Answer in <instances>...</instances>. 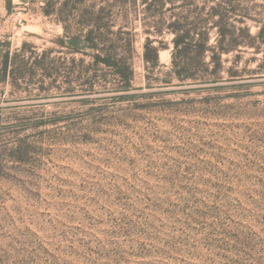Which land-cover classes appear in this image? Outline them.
Wrapping results in <instances>:
<instances>
[{"label":"rangeland","instance_id":"rangeland-1","mask_svg":"<svg viewBox=\"0 0 264 264\" xmlns=\"http://www.w3.org/2000/svg\"><path fill=\"white\" fill-rule=\"evenodd\" d=\"M242 3L264 21V0ZM43 8L0 0V41L28 62L0 65V264H264L262 53L182 84L168 48L146 69L138 17L124 91Z\"/></svg>","mask_w":264,"mask_h":264},{"label":"trees","instance_id":"trees-1","mask_svg":"<svg viewBox=\"0 0 264 264\" xmlns=\"http://www.w3.org/2000/svg\"><path fill=\"white\" fill-rule=\"evenodd\" d=\"M254 0H105L101 6L85 5V0H44L45 15L56 16L63 28L58 40L71 53L90 55L91 66H105L122 80L121 90L132 89L134 57L137 53L133 20L144 25L146 39L143 59L146 69L159 65L160 52L170 49L169 72L184 84L216 81L215 75L223 67V55L253 48L262 53L264 69V21L252 18L242 2ZM10 9V8H8ZM141 9V11H140ZM137 12L143 16H137ZM252 21L257 30L252 32ZM171 35V46L163 37ZM0 53L2 71L20 60L21 51ZM23 46H26L24 44ZM44 51L33 64L48 63ZM75 60V59H73ZM81 60V59H80ZM235 75V80H241ZM166 81V86L170 85ZM123 97V96H122Z\"/></svg>","mask_w":264,"mask_h":264}]
</instances>
